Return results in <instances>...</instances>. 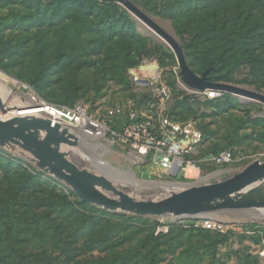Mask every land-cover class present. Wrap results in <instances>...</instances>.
Here are the masks:
<instances>
[{
	"label": "rangeland",
	"instance_id": "rangeland-1",
	"mask_svg": "<svg viewBox=\"0 0 264 264\" xmlns=\"http://www.w3.org/2000/svg\"><path fill=\"white\" fill-rule=\"evenodd\" d=\"M129 1L176 39L196 74L210 70L213 82L264 95V0ZM181 82L172 47L117 0H0L1 121L29 107L31 94L49 106L83 105L112 129L129 123L132 108L154 133L192 126L201 151L235 153L232 164L173 175L134 155L129 142L86 138L60 124L81 142L73 163L112 172L130 185H119L127 193L158 199L166 193L154 189L170 187L161 182H213L264 162V104L190 93ZM212 218L231 230L101 209L0 145V264H264V214Z\"/></svg>",
	"mask_w": 264,
	"mask_h": 264
},
{
	"label": "water",
	"instance_id": "water-1",
	"mask_svg": "<svg viewBox=\"0 0 264 264\" xmlns=\"http://www.w3.org/2000/svg\"><path fill=\"white\" fill-rule=\"evenodd\" d=\"M117 1L172 47L181 66L182 82L189 89L232 93L264 104L263 94L231 84L212 82L208 77L210 70L205 71L202 76L196 74L175 38L131 1ZM0 91L6 92L2 86ZM29 97L41 106L47 104L39 102L31 94ZM0 111L4 113L1 102ZM43 112H22L8 122L0 121V145L18 152L46 174L70 186L86 203L111 212H125L138 217H168L176 221H199L212 218L215 214L242 211L264 214V162L260 160L222 180L195 183L161 182L170 187H160L154 191H165L166 196L152 200L143 199L119 187L121 185L129 189L130 185L123 186L118 183L122 178H115L112 172L101 169L92 172L73 163L71 154L81 145L79 138L65 126L57 124L53 127L52 120ZM131 173L137 176L133 170Z\"/></svg>",
	"mask_w": 264,
	"mask_h": 264
},
{
	"label": "built area",
	"instance_id": "built-area-1",
	"mask_svg": "<svg viewBox=\"0 0 264 264\" xmlns=\"http://www.w3.org/2000/svg\"><path fill=\"white\" fill-rule=\"evenodd\" d=\"M151 78V83H157L160 78L159 73H156ZM135 80L141 81L142 75H136ZM181 86L190 93L198 92L190 90L183 82H181ZM160 94H165V90L162 89ZM205 94L209 98H216L220 95V91L205 90ZM46 108L50 113L56 112L61 121L67 123L61 125L70 126L74 131L78 130V133H81L86 138L100 139L110 135L115 140L125 143L129 142L134 155L136 154L141 158H150L155 164L167 168L173 175L184 172L188 176L189 169H196L199 172L198 169L204 164L223 166L232 164L235 160L232 150H225L219 154L201 159L199 157L201 138L199 134L194 132L192 126L183 129L172 127L168 130H160L154 133L150 130L148 124L140 120L138 113L132 108L126 111L129 123L121 129H112L106 123L95 119L83 105H77L73 108L51 105ZM113 114V118L119 119L122 116V109H117ZM195 226L219 233H228L231 230L230 224L213 218L203 219ZM262 256L264 257V251Z\"/></svg>",
	"mask_w": 264,
	"mask_h": 264
},
{
	"label": "bare ground",
	"instance_id": "bare-ground-1",
	"mask_svg": "<svg viewBox=\"0 0 264 264\" xmlns=\"http://www.w3.org/2000/svg\"><path fill=\"white\" fill-rule=\"evenodd\" d=\"M156 33V32H155ZM157 34V33H156ZM17 83V82H16ZM30 104H31V108H29V107H27L26 109H24L23 110V112L24 113H22V112H15V114L18 116L20 113H22V114H29V113H31V114H33V113H38V112H43L45 115H47L48 117H50V119L52 120V125H53V127L55 126V125H57V124H67V123H65V122H62L61 121V119L58 117V114H56V112H54V113H50V111H48L47 110V108L46 107H49V105L48 104H46V105H43V106H41V105H39V104H37V102H35L32 98H31V100L30 101H28ZM11 106V105H10ZM14 107V106H13ZM15 109V108H14ZM19 109V108H18ZM33 109V110H32ZM20 111H21V109H20ZM3 117V116H2ZM14 118V117H13ZM13 118H9V119H4V118H2L3 120H2V122H8V121H10L11 119H13ZM1 121V120H0ZM69 124V123H68ZM82 135V134H81ZM191 171H193V169H191ZM221 222H223V221H221Z\"/></svg>",
	"mask_w": 264,
	"mask_h": 264
},
{
	"label": "trees",
	"instance_id": "trees-1",
	"mask_svg": "<svg viewBox=\"0 0 264 264\" xmlns=\"http://www.w3.org/2000/svg\"><path fill=\"white\" fill-rule=\"evenodd\" d=\"M101 1H104V0H101ZM106 1V0H105ZM112 1H114V0H112ZM235 18H236V21L234 22V25H233V27L235 28L236 26H237V19L239 18V14H236L235 15ZM225 27H227V26H224V28ZM209 78H210V80L213 82V80H212V78H211V74L208 76ZM225 151V150H224ZM233 151V150H232ZM222 152V151H221ZM221 152H216V153H207V152H205V151H201L200 152V158L201 159H203V158H206V157H209V156H211V155H216V154H219V153H221ZM234 152V151H233ZM234 155H235V153H234ZM205 165V164H204ZM186 223L188 224V225H191L192 227H195V225L197 224V223H199V221H195V220H187L186 221ZM195 228H197V227H195ZM208 231H211V230H208ZM214 232V231H213Z\"/></svg>",
	"mask_w": 264,
	"mask_h": 264
}]
</instances>
